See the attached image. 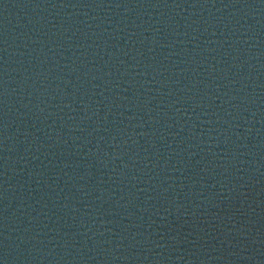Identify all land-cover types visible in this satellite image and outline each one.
Masks as SVG:
<instances>
[{
	"label": "water",
	"instance_id": "obj_1",
	"mask_svg": "<svg viewBox=\"0 0 264 264\" xmlns=\"http://www.w3.org/2000/svg\"><path fill=\"white\" fill-rule=\"evenodd\" d=\"M0 264H264V0H0Z\"/></svg>",
	"mask_w": 264,
	"mask_h": 264
}]
</instances>
